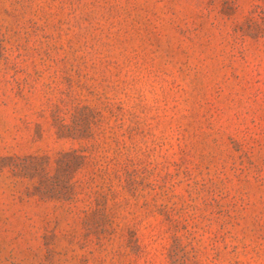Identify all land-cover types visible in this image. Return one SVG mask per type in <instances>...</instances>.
<instances>
[{"label":"rangeland","instance_id":"1","mask_svg":"<svg viewBox=\"0 0 264 264\" xmlns=\"http://www.w3.org/2000/svg\"><path fill=\"white\" fill-rule=\"evenodd\" d=\"M0 264H264V0H0Z\"/></svg>","mask_w":264,"mask_h":264}]
</instances>
